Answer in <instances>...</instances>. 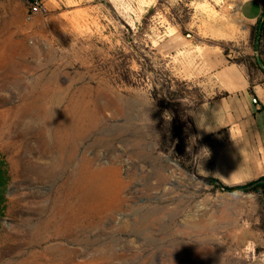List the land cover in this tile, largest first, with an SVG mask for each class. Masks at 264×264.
Returning a JSON list of instances; mask_svg holds the SVG:
<instances>
[{
	"label": "rangeland",
	"instance_id": "obj_1",
	"mask_svg": "<svg viewBox=\"0 0 264 264\" xmlns=\"http://www.w3.org/2000/svg\"><path fill=\"white\" fill-rule=\"evenodd\" d=\"M30 3L0 0V264H264V181L212 176L187 74L221 55L264 81V16L253 42L227 0Z\"/></svg>",
	"mask_w": 264,
	"mask_h": 264
},
{
	"label": "crops",
	"instance_id": "obj_2",
	"mask_svg": "<svg viewBox=\"0 0 264 264\" xmlns=\"http://www.w3.org/2000/svg\"><path fill=\"white\" fill-rule=\"evenodd\" d=\"M227 1L237 9L248 38L262 16L264 0ZM187 74L205 78L213 94L191 112L196 135L218 143L212 176L227 187L264 177V81L253 80L243 67L221 55L200 61Z\"/></svg>",
	"mask_w": 264,
	"mask_h": 264
},
{
	"label": "bare ground",
	"instance_id": "obj_3",
	"mask_svg": "<svg viewBox=\"0 0 264 264\" xmlns=\"http://www.w3.org/2000/svg\"><path fill=\"white\" fill-rule=\"evenodd\" d=\"M22 124L25 127H28V125L24 121H22ZM77 133L79 134V132H77ZM60 144L62 146V140H60ZM61 149H62V147H61ZM75 150H73V151L75 152ZM65 162L66 161H65L64 158L61 157V159H59V163H58V166H57V169L59 171H62V168H64L65 166H67V164ZM78 175H80V177L77 180V190H78V195H79V197H77V198L80 199V200H82V201H86L88 199V197L91 195V192L93 193V190L95 188L94 183L96 182V178H95V175L96 174L90 172V170L87 169L86 171H84V172H82V173H80Z\"/></svg>",
	"mask_w": 264,
	"mask_h": 264
},
{
	"label": "trees",
	"instance_id": "obj_4",
	"mask_svg": "<svg viewBox=\"0 0 264 264\" xmlns=\"http://www.w3.org/2000/svg\"><path fill=\"white\" fill-rule=\"evenodd\" d=\"M263 16H264V9H263V13H262L261 18L259 19V21L257 22V24L252 29L251 39H252L253 42H255V39L257 37V32L258 31H261V29L263 28L262 27L263 26L262 25ZM259 37H262V35L259 36ZM1 165L2 166H5L6 164H5V162H3ZM216 181L218 182V180H216ZM262 181H264V177L260 178L259 180L255 181V182H252V183H249L247 185H244V186H238V187H227V186H224V185H222V186H223V188L225 190L234 191V190H237V189H247L248 187H251L254 184H256L258 182H262ZM0 186L5 187L6 186V183L5 182H0ZM1 202H2V200L0 199V204H1Z\"/></svg>",
	"mask_w": 264,
	"mask_h": 264
},
{
	"label": "built area",
	"instance_id": "obj_5",
	"mask_svg": "<svg viewBox=\"0 0 264 264\" xmlns=\"http://www.w3.org/2000/svg\"><path fill=\"white\" fill-rule=\"evenodd\" d=\"M45 9L44 0H31L27 19L30 21Z\"/></svg>",
	"mask_w": 264,
	"mask_h": 264
}]
</instances>
